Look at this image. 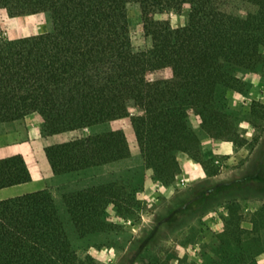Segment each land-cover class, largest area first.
<instances>
[{
  "label": "trees",
  "instance_id": "trees-1",
  "mask_svg": "<svg viewBox=\"0 0 264 264\" xmlns=\"http://www.w3.org/2000/svg\"><path fill=\"white\" fill-rule=\"evenodd\" d=\"M151 14L180 12L187 23L173 27L154 20L151 47L137 51L130 34L129 7ZM12 16L48 13L51 31L0 38V123L31 113L43 118L44 136L130 117L141 155L154 179L165 186L182 173L179 152L207 171L198 115L211 138L242 146L240 124L257 126L253 105L243 115L226 93H242L241 72L264 75V0H0ZM172 76L150 80L151 70ZM142 105L132 115L130 104ZM56 175L131 156L123 130L88 134L45 148ZM32 174L22 154L0 159V189L26 183ZM124 187L92 186L64 196L67 212L82 235L109 231L107 208L133 214ZM231 205L225 231L206 264H258L264 255V212L251 229ZM0 264H86L78 258L49 189L0 200Z\"/></svg>",
  "mask_w": 264,
  "mask_h": 264
},
{
  "label": "rangeland",
  "instance_id": "rangeland-1",
  "mask_svg": "<svg viewBox=\"0 0 264 264\" xmlns=\"http://www.w3.org/2000/svg\"><path fill=\"white\" fill-rule=\"evenodd\" d=\"M188 12L189 5L180 12L163 14L144 13L138 4L130 5V34L135 49L151 47L148 27L152 21L168 20L173 27H179L187 23ZM52 28L48 13L12 16L5 9L0 10V38L15 39L45 33ZM171 76L170 68L147 73L150 80ZM240 77L247 87L242 93L228 91V102L240 115L253 105L252 117L257 126L245 121L240 124L247 143L234 145V152L229 155L212 152L208 144L202 143L207 164L205 177L189 179L182 171L166 186L168 190L163 188L150 198H144V171L132 170L127 181L116 184L124 187L127 204L133 205V214L121 216L110 205L108 221L113 227L88 235L80 234L72 222L64 196L92 186L68 191L64 185H59L51 191L81 261L86 264H206L215 255L213 248L217 237L225 231L232 204L239 207L242 226L253 227L256 215L264 212V75L260 71L241 72ZM138 110V105L132 103L131 112ZM191 120L202 136L224 141L209 137L199 128L198 115L193 114ZM257 262L264 264L263 254L257 257Z\"/></svg>",
  "mask_w": 264,
  "mask_h": 264
},
{
  "label": "crops",
  "instance_id": "crops-1",
  "mask_svg": "<svg viewBox=\"0 0 264 264\" xmlns=\"http://www.w3.org/2000/svg\"><path fill=\"white\" fill-rule=\"evenodd\" d=\"M138 107V112L132 113L130 104L132 115L145 112L142 105H138ZM42 124L43 118L38 113L28 114L19 120L0 123V159L22 154L32 174V180L29 182L0 189V200L42 189L52 191L59 185H64V188L68 191H74L94 185L120 183L128 180L132 170L144 171V188L142 190L144 198H150L157 190L163 188L168 190L166 186L154 179L153 170L146 167L130 117L48 136L42 135ZM198 127L201 128L200 123H198ZM114 130L125 132L130 143V157L74 172L54 174L46 156L45 148L47 146L64 143L88 134H99ZM196 131L202 143L209 145L210 151L225 155L234 152L233 142L215 141L202 136L197 128ZM178 159L183 173L189 179H199L206 176L202 165L195 162L187 153L179 152Z\"/></svg>",
  "mask_w": 264,
  "mask_h": 264
},
{
  "label": "built area",
  "instance_id": "built-area-1",
  "mask_svg": "<svg viewBox=\"0 0 264 264\" xmlns=\"http://www.w3.org/2000/svg\"><path fill=\"white\" fill-rule=\"evenodd\" d=\"M217 162H219V161L217 160Z\"/></svg>",
  "mask_w": 264,
  "mask_h": 264
}]
</instances>
